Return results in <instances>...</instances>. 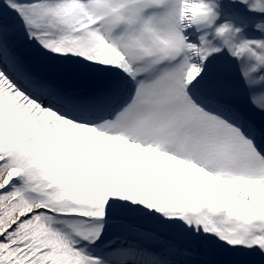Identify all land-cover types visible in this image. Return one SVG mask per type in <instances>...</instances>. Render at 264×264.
<instances>
[{"label":"snow or ice","instance_id":"6c2138e0","mask_svg":"<svg viewBox=\"0 0 264 264\" xmlns=\"http://www.w3.org/2000/svg\"><path fill=\"white\" fill-rule=\"evenodd\" d=\"M214 8L0 0V264H264V42Z\"/></svg>","mask_w":264,"mask_h":264},{"label":"bare ground","instance_id":"6f19581e","mask_svg":"<svg viewBox=\"0 0 264 264\" xmlns=\"http://www.w3.org/2000/svg\"><path fill=\"white\" fill-rule=\"evenodd\" d=\"M250 3H253V2H250ZM217 17L220 18L219 15H217ZM221 17H222L221 19L222 24H220V26L222 25L231 26L232 30L236 33L235 41L238 36H241L245 38L247 41L264 42V32L257 31L255 27L257 23L264 22V12H263V15L258 16L256 12L249 11V5H248L246 8H242V11L240 12H237L236 10H234L231 13L230 17H228L226 14H223ZM194 29L196 30V28ZM183 34L188 38L189 42L195 43L191 28L187 29ZM217 43H220V42L217 41ZM253 47H254V50H256L258 53L261 51L260 49H255L254 45ZM252 63H254V61Z\"/></svg>","mask_w":264,"mask_h":264},{"label":"rangeland","instance_id":"374dc122","mask_svg":"<svg viewBox=\"0 0 264 264\" xmlns=\"http://www.w3.org/2000/svg\"><path fill=\"white\" fill-rule=\"evenodd\" d=\"M206 3L215 5V9L217 11L218 15H222V14H226L228 17L231 16V13L236 10L237 12L242 11V8H246L248 6V4H243L240 3L239 0H205ZM250 2H254V0H249ZM231 12V13H227V12ZM225 12V13H224ZM264 11H257V15L261 16L263 15ZM195 43H197V41L194 40ZM144 230L146 231H150L151 229L148 228V226H143ZM113 235H120V233H114ZM169 239V237L167 236H159V240L161 242L167 241Z\"/></svg>","mask_w":264,"mask_h":264},{"label":"clouds","instance_id":"9594fccd","mask_svg":"<svg viewBox=\"0 0 264 264\" xmlns=\"http://www.w3.org/2000/svg\"><path fill=\"white\" fill-rule=\"evenodd\" d=\"M240 3H243V4H248L249 5V11H254V12H257V3H260L262 5H264V0H254L253 3H249V0H239ZM256 27V30L257 31H262L264 32V22H260V23H257V25L255 26ZM239 31V30H237Z\"/></svg>","mask_w":264,"mask_h":264}]
</instances>
